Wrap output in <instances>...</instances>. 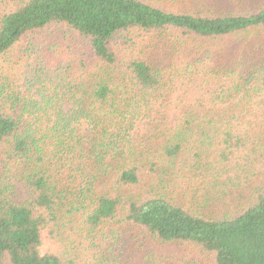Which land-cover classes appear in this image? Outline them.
Segmentation results:
<instances>
[{
	"label": "trees",
	"instance_id": "16d2710c",
	"mask_svg": "<svg viewBox=\"0 0 264 264\" xmlns=\"http://www.w3.org/2000/svg\"><path fill=\"white\" fill-rule=\"evenodd\" d=\"M51 27L54 58L28 41ZM261 31L264 0L0 5V264H72L45 231L115 224L264 264Z\"/></svg>",
	"mask_w": 264,
	"mask_h": 264
},
{
	"label": "rangeland",
	"instance_id": "374dc122",
	"mask_svg": "<svg viewBox=\"0 0 264 264\" xmlns=\"http://www.w3.org/2000/svg\"><path fill=\"white\" fill-rule=\"evenodd\" d=\"M14 2L19 3V0H0V5L6 7ZM65 33V30L62 32L59 28L51 27L46 32L32 34L28 41H43L42 45L48 54L53 53L50 55L53 57L57 52H67L61 45ZM261 34L263 36L260 40H263L264 31H261ZM239 42L234 40L226 44L237 46ZM51 45H56V49L49 51ZM26 47L27 41L21 43L13 56L19 57L20 52ZM4 61V59L0 61L2 73ZM104 231L106 234H102V238H96L94 242H89L91 238H87L88 231L83 232L77 225L62 228L59 236L45 231L41 251L42 253L53 251L62 258L71 259L72 264H213L212 255H208L200 247L186 242L162 243L139 227L115 224L108 226ZM118 231L121 234H116ZM90 243L94 244L91 246Z\"/></svg>",
	"mask_w": 264,
	"mask_h": 264
}]
</instances>
